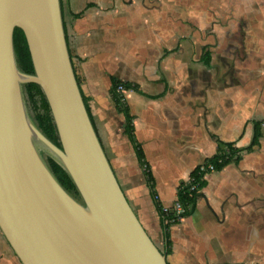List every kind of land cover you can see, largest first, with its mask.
I'll use <instances>...</instances> for the list:
<instances>
[{
  "label": "crops",
  "instance_id": "crops-1",
  "mask_svg": "<svg viewBox=\"0 0 264 264\" xmlns=\"http://www.w3.org/2000/svg\"><path fill=\"white\" fill-rule=\"evenodd\" d=\"M72 67L108 162L167 264H264V0H60ZM113 81L161 207L218 145L193 211L164 223L124 132ZM255 131L258 138L253 143ZM166 224V225H165ZM0 264H20L0 232Z\"/></svg>",
  "mask_w": 264,
  "mask_h": 264
},
{
  "label": "water",
  "instance_id": "water-1",
  "mask_svg": "<svg viewBox=\"0 0 264 264\" xmlns=\"http://www.w3.org/2000/svg\"><path fill=\"white\" fill-rule=\"evenodd\" d=\"M25 37L33 74L16 63ZM34 83L61 147L32 120ZM42 153L67 173L69 195ZM0 232L20 264H167L131 209L90 120L72 67L60 0H0Z\"/></svg>",
  "mask_w": 264,
  "mask_h": 264
},
{
  "label": "trees",
  "instance_id": "trees-1",
  "mask_svg": "<svg viewBox=\"0 0 264 264\" xmlns=\"http://www.w3.org/2000/svg\"><path fill=\"white\" fill-rule=\"evenodd\" d=\"M13 48H14L15 59H16L18 68L24 73L33 74V67L31 64L26 40H25L23 32L18 28H15L13 31ZM119 86H122L124 90L136 89V88L134 86L121 83L119 81H113L111 85V92L113 94L114 101L117 106V110L124 117L125 135L129 139L133 147L137 160L139 161L141 166L145 169L146 183H147V187L149 189L150 197L153 201V204L157 212L159 213L160 217L162 218V221L168 224L172 215L170 212L163 213L162 207L160 206L158 202V199H157V196L154 190L153 176L148 170L146 171L147 165L145 164L143 151L141 149L140 144L136 142L133 136V124H132L133 118L130 116L128 109L124 101L122 100V95L117 90ZM22 90H23L25 105L27 107V110L32 120L35 122V124L41 130V132L52 143H54L58 147H61L57 133H56V129H55V126L52 120L49 106L39 86H37L34 83H28V84L23 85ZM83 102L85 104L86 110L89 115L87 100L84 97H83ZM90 120L92 122L91 117H90ZM258 136H259L258 131H255L252 144L256 143ZM237 152L238 151L231 144L219 143L218 153L207 161L213 163L216 166V170H218V169H221L223 166H225L230 161L236 160ZM42 155L44 157V160L48 168L50 169L54 177L57 179L59 184L64 188V190L76 200L81 201V198L74 184L72 183L71 179L67 175V173L50 156H48L45 153H42ZM190 175H194L193 171ZM203 185H204V181L203 180L200 181L199 179V186L202 188ZM196 198H197V193L189 192L188 187L184 186V183L179 185L178 190H177V200L181 203L183 207H185L186 209L185 216L190 214L193 211ZM163 254H166L165 251L163 252Z\"/></svg>",
  "mask_w": 264,
  "mask_h": 264
},
{
  "label": "built area",
  "instance_id": "built-area-1",
  "mask_svg": "<svg viewBox=\"0 0 264 264\" xmlns=\"http://www.w3.org/2000/svg\"><path fill=\"white\" fill-rule=\"evenodd\" d=\"M117 90L120 94L124 91L122 86H119ZM122 100L124 101L123 96ZM213 171H216V166L209 161L198 164L193 170L194 175L189 176L184 186L188 187L189 192L200 193L201 187L199 186V179L200 181L203 180L207 173ZM162 211L163 213H171L172 217L169 223H173L180 221L185 216L186 209L177 200L171 207H162Z\"/></svg>",
  "mask_w": 264,
  "mask_h": 264
}]
</instances>
